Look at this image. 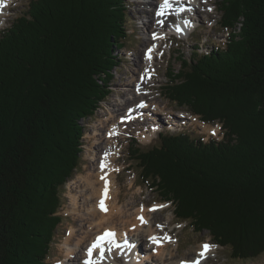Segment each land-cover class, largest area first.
Instances as JSON below:
<instances>
[{"label": "trees", "instance_id": "1", "mask_svg": "<svg viewBox=\"0 0 264 264\" xmlns=\"http://www.w3.org/2000/svg\"><path fill=\"white\" fill-rule=\"evenodd\" d=\"M217 7L226 40L174 56L160 93L220 122L222 139L160 134L128 152L177 221L249 260L264 253V0ZM128 20L126 0H30L0 31V264H46Z\"/></svg>", "mask_w": 264, "mask_h": 264}, {"label": "rangeland", "instance_id": "2", "mask_svg": "<svg viewBox=\"0 0 264 264\" xmlns=\"http://www.w3.org/2000/svg\"><path fill=\"white\" fill-rule=\"evenodd\" d=\"M29 1L30 0H13L10 2L9 6L6 7V9L2 12L3 15L0 14V31L7 28L16 15L27 10V5ZM153 2L155 3L149 5L144 0H126L127 11L129 16V20L127 22L128 37L124 40V46L116 51L119 55L118 60H120L121 62L119 66L116 67L114 71V76L110 80L111 87L109 95L100 103L99 108L95 111L93 116H90L82 121L84 125V145L86 144V139L91 136L89 133L88 135H86L85 138V134L89 132V129H92L93 143L89 142L90 149L92 150V169L95 167L98 153H100V150L98 149L102 148L101 146L97 148L93 147L94 143L95 146H98L96 140L94 141L93 139L95 129H97L98 127L99 130L103 129L106 124L102 122L109 121L110 118L108 117V113L110 110H113L114 107L115 109L122 108L123 105L118 106V102L120 101V99L117 97V95L119 94L122 95L121 97L127 98L126 94L129 92L126 90L125 82H128L130 76H132L133 71H138V69L140 68V72H142L144 68V66H141L139 59L143 56L144 48L147 45L144 40L145 38H149L150 36L148 31H144L143 21H145V16H147V13L152 14L151 12H153L154 6L156 3H158V0H154ZM137 4H141L143 6L144 11H142L141 7H139V5L137 6ZM201 4V7L204 11H208V9L211 8V10L214 9L212 10L213 12H200V15L197 17L198 27L192 33L191 37L182 36L178 39L171 38V40H167L166 43L162 45L161 51L158 50L157 54H161L162 57H157L156 59H154L153 63V67H155L156 69V72L153 75V82L146 84L144 91L145 94L137 95V100L143 98L147 99L150 104L156 102L161 105L158 107L159 110L155 109L156 111L152 112L153 114H151L150 111L148 113L145 111V116L144 114H142L143 118L149 121V123H152L154 120H157L165 126V118H167V121H169L167 117V115H169V117L171 118V124H174L177 123L175 122L177 121V119L173 115L178 117V115L180 116L187 112L185 109L169 101L160 93L162 85L167 81L168 69H170L172 66H178V63L175 62L176 60L174 56L185 53L187 57H191V52L193 51V49H196L195 47L200 48V50L202 51H207L210 49L212 41L221 44L226 40L228 36L227 30L223 29L219 24L217 0H212L211 2L205 4L202 1ZM238 27L239 25H237V30ZM137 63H139V65ZM129 81L132 82V79H130ZM131 82H129V84ZM129 88L131 89L132 85H129ZM121 112L122 110H120L116 114ZM189 117L191 118V116ZM99 118H102V120H98ZM95 120L98 121L95 122ZM195 123V121L188 120V122L186 123V127L183 130L188 131L190 133V137L192 138L196 137L198 134ZM123 126L125 125L119 126L118 130H120ZM126 126L129 128L131 127L132 129H143L144 127L143 124H137V122H134V125H132L131 123ZM209 129H212V131L209 132ZM209 129H205L206 132L212 134L213 131H215V133L217 134L219 131V126H210ZM174 131H179V129L176 128L174 129ZM148 134L149 136H147V138L151 136V133ZM221 136V132L216 135L217 138H220ZM201 137H205V139H207L206 135H202ZM133 139L136 138H125L119 141L117 144H113V149L117 150L118 155V157H116L115 159V165L120 169H118L115 174V180L118 186V193L116 196L123 204H131L129 205L131 206V208H135L136 205H143L144 207L150 208L149 205L163 200L157 197V193L154 189H151L150 187L146 186V183L141 180V177L139 175V167L137 166L134 160L130 159V154L128 150L129 146L134 143ZM157 142L158 139L156 138L153 141H149L148 139H146L141 143L138 141L136 143L139 148L146 149L148 147H151L152 145H155ZM84 145H82V151L80 153V162L77 169L60 189L62 198L59 214L61 215L62 219L61 222L58 224L55 237L51 243L49 254L45 260L46 264H54L53 260L56 259L55 257L60 256L59 254H62L63 251L60 250L59 244L61 240L65 237L68 227L71 224H75L73 220V215L67 212L70 201L69 183L71 180H74L75 177L77 178V176L79 175L85 176V174H87L89 170V158L87 155H85V158H83L85 150ZM171 210L172 205L168 203V206L165 209L161 211L152 212L149 215L151 221H154V228H161L163 226L164 231L162 232L171 238L169 242H167V246L165 249V254L167 255L168 260L173 258V260L168 261V263H171L179 257L191 259L197 254L196 250L199 244L201 245V242L203 243L211 241L207 230H204L202 232H194L192 228H190L189 225H187L185 222L177 221L173 217ZM158 225H161V227H158ZM128 239L132 241L136 240L132 237H128ZM145 244L146 243L144 241H141L139 243V253L141 255V252L146 251ZM212 245H215L216 247H214V249L209 252L207 257L208 259L205 264H264V253L258 256L257 258L249 260L232 259L230 258L229 251L226 248L219 246L215 243H212ZM170 251L172 252V254H170ZM149 261L152 262V260Z\"/></svg>", "mask_w": 264, "mask_h": 264}, {"label": "bare ground", "instance_id": "3", "mask_svg": "<svg viewBox=\"0 0 264 264\" xmlns=\"http://www.w3.org/2000/svg\"><path fill=\"white\" fill-rule=\"evenodd\" d=\"M11 1L12 0H3L4 6H2L3 10L0 12L1 15H3L2 12L6 9L5 5L8 7ZM144 1H146V3L149 5L155 3L153 2L154 0ZM161 1L162 0H158V3H161ZM180 1H189L193 4L191 6L197 4L200 5L202 2V0H171L174 6H177L178 2ZM138 5L141 7V10L144 11L143 6L141 4H137V6ZM153 11H155V9H153ZM151 13L152 14L147 13V16H145V21H143L144 31H148L150 36L144 40L145 43H147L144 48V55L146 53V48L152 44L150 33L156 31V35H160L161 38H164L165 36V33H163L164 31L159 29L155 24L154 12ZM139 62L141 66H144L142 70L143 72L147 67H149L150 64L154 62V58L152 60L145 61L144 57L142 56L139 59ZM137 64L139 65V63ZM142 72H140V68L138 71H133L132 76L129 78V80L132 79V82L129 80L128 82H125L126 90L129 92L126 94L127 98H123L121 97L122 95L119 94L117 95V97L120 99L118 106L123 105L122 108L115 109V107H112L113 110H110L108 113V117L110 118L109 121L102 122L106 124L103 129L99 130V127L95 129L93 139L94 141L96 140L98 146H95L94 143L93 147L97 148L101 146L102 148L98 149L100 150V153H98L95 167L93 169L92 150L90 149L89 145V142L93 143L92 129H89V132L85 134V138L89 133L91 135L88 139H86V144H83L85 149L83 158H85V155L88 156L90 167L85 176L79 175L69 183L70 201L67 212L73 215L75 224H71L68 227L65 237L61 240L59 246L60 250L63 251V255L59 254L60 256L55 257L56 259L53 260L54 264H85V261L89 259L87 249L92 245L93 241L96 240L97 236L102 235L105 231L115 233V242L119 244L120 247H113L112 251L108 252L107 248L111 247V245L105 243V251L103 252L102 259L100 249H94L91 259L96 261L97 264H124V262L125 264H182V262L197 259V254L201 251V245L205 243L210 244L208 241L203 243L201 242V245L199 244L196 250L197 254L191 259L179 257L171 263H168V261L173 260V258L168 260L167 255L165 254V249L169 239H166L165 237L168 236L162 232L164 231L163 226L161 228H154V221L152 220V223L149 217L150 213L153 212L149 210L151 208L144 207L143 205H136L135 208H131V206H129L131 204H123L116 196L118 193V186L116 184L115 174L119 167H116L115 165V159L118 157V155L117 150L113 149V144L118 143V139L115 137L120 135V130H118L119 126L126 125L124 122V117L128 115L138 113L139 111H146L147 113L150 111L151 114H153L152 112L156 111L155 109L159 110L158 107L161 106L156 102L151 104L147 102L143 109L135 111V104L140 99L137 100V94H135L134 91H136V88L139 85L138 81L141 79ZM148 73L150 74V72H147V74ZM129 82L131 83L129 84ZM129 85H132L131 89L129 88ZM120 110H122V112L116 114ZM137 117L138 116H133V120L135 121ZM102 118H99L98 120H102ZM192 119H194V117ZM98 120H95V122ZM179 121H181V123L178 122V125H182V120ZM131 122L132 121H129V123ZM153 122L156 121L154 120ZM210 126L211 125L203 126V130L206 131L205 129H209ZM211 131L212 129H209V132ZM147 136H149V134H147ZM102 164L104 165L103 168L101 167ZM101 177H104V179H101ZM105 180L108 182L106 198L103 196ZM102 198L104 199V204L108 205L107 211H102L99 207V202ZM138 217H143L145 223H141ZM128 237L135 238L136 240H129ZM150 237L159 238L158 242L153 243L149 239ZM125 241H127V243H125ZM141 241L146 243V251L141 252L142 255L139 253V243ZM213 249L214 247L206 252L204 258L200 259V264L206 263L208 254ZM170 254H172L171 251ZM149 260H152V262Z\"/></svg>", "mask_w": 264, "mask_h": 264}, {"label": "snow or ice", "instance_id": "4", "mask_svg": "<svg viewBox=\"0 0 264 264\" xmlns=\"http://www.w3.org/2000/svg\"><path fill=\"white\" fill-rule=\"evenodd\" d=\"M4 6L3 5V0H0V7ZM171 0H163V2L161 3L158 11H157V16H163L165 15V10L166 9H169L171 8ZM184 9H180V11H183ZM209 11H211V9H208ZM158 23L160 24H163V21H157ZM188 26V23L186 22L185 23V27ZM176 31L177 32H181V28L177 25L176 26ZM153 36L155 37V33L153 34ZM152 51V49H149L148 52L150 53ZM148 59H150L151 57L148 56L147 57ZM147 71V70H146ZM139 107H143L144 105L141 104V105H138ZM213 135H215V131H213L212 133ZM101 167L103 168L104 165L102 164ZM101 179H104V177H101ZM107 180H105V189H104V193H103V196L106 198V194H107ZM99 207L101 208L102 211H107V209L105 208L104 206V199L102 198L101 201L99 202ZM159 207H165L164 205H155L153 206L152 209H149L150 211H154L156 210L157 208ZM138 219H140L141 223H145L143 217H138ZM158 227H161V225H158ZM166 239H171L170 237H165ZM153 243H157L158 242V239L157 237H150L149 238ZM108 244V245H111V247H108L107 248V251L108 252H111L112 251V248L115 247V248H119L120 245L117 244L115 242V233L113 232H110V231H105L102 235L100 236H97L96 240L93 241L92 245L87 249V254H88V257L89 259L85 261V264H97L96 261H93L91 259V255H92V252L94 249L96 248H99L100 251H101V259L103 258V252L105 251V248H104V244ZM125 243H127V241H125ZM215 247V245H211V244H203L201 245V251L197 254V259H194V260H191V261H187V262H182V264H200V259L201 258H204L206 252L208 250H210L211 248Z\"/></svg>", "mask_w": 264, "mask_h": 264}]
</instances>
